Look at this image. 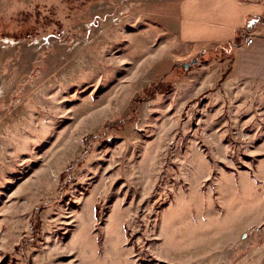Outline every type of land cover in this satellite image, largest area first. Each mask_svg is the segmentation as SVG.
I'll list each match as a JSON object with an SVG mask.
<instances>
[{
  "label": "rangeland",
  "instance_id": "374dc122",
  "mask_svg": "<svg viewBox=\"0 0 264 264\" xmlns=\"http://www.w3.org/2000/svg\"><path fill=\"white\" fill-rule=\"evenodd\" d=\"M158 2L0 0V264H264V83Z\"/></svg>",
  "mask_w": 264,
  "mask_h": 264
},
{
  "label": "crops",
  "instance_id": "0c3cea01",
  "mask_svg": "<svg viewBox=\"0 0 264 264\" xmlns=\"http://www.w3.org/2000/svg\"><path fill=\"white\" fill-rule=\"evenodd\" d=\"M154 8V18L161 20L174 47L180 50L179 59L188 55L198 61L212 53L224 54L221 47L239 39L250 22L246 36L253 37V43L233 49L232 77L264 83V4L244 0H159Z\"/></svg>",
  "mask_w": 264,
  "mask_h": 264
},
{
  "label": "trees",
  "instance_id": "16d2710c",
  "mask_svg": "<svg viewBox=\"0 0 264 264\" xmlns=\"http://www.w3.org/2000/svg\"><path fill=\"white\" fill-rule=\"evenodd\" d=\"M264 21V17L262 18V22ZM250 27H251V23L250 22H248V25H247V28H245L244 29V31H242V35L240 36V38L239 39H237V40H234L233 42H231V43H229L228 45H225V46H222L221 47V50L222 51H224V54L225 55H232V53H233V49L234 48H237V47H240V46H242V44H243V42H244V40H245V38L247 37L246 35H247V32L246 31H248L249 29H250ZM199 58H203V57H199ZM177 68V67H176ZM171 76H172V74H170V77L168 78V76L164 79V81L161 83V85H164V82L166 81V80H171ZM154 87H157V85H153ZM166 90H160V93L161 94H164V92H165Z\"/></svg>",
  "mask_w": 264,
  "mask_h": 264
},
{
  "label": "built area",
  "instance_id": "2783aa9c",
  "mask_svg": "<svg viewBox=\"0 0 264 264\" xmlns=\"http://www.w3.org/2000/svg\"><path fill=\"white\" fill-rule=\"evenodd\" d=\"M244 42H246V45L249 46V45L252 44V42H253V38H251V37H246Z\"/></svg>",
  "mask_w": 264,
  "mask_h": 264
},
{
  "label": "water",
  "instance_id": "95a60500",
  "mask_svg": "<svg viewBox=\"0 0 264 264\" xmlns=\"http://www.w3.org/2000/svg\"><path fill=\"white\" fill-rule=\"evenodd\" d=\"M185 67H186V68H188V67H189V65H186Z\"/></svg>",
  "mask_w": 264,
  "mask_h": 264
},
{
  "label": "bare ground",
  "instance_id": "6f19581e",
  "mask_svg": "<svg viewBox=\"0 0 264 264\" xmlns=\"http://www.w3.org/2000/svg\"><path fill=\"white\" fill-rule=\"evenodd\" d=\"M253 43V42H252Z\"/></svg>",
  "mask_w": 264,
  "mask_h": 264
}]
</instances>
